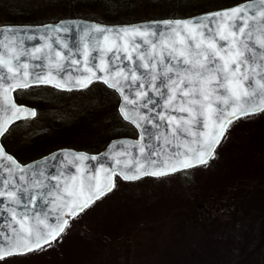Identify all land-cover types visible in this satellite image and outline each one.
Instances as JSON below:
<instances>
[{
    "label": "snow or ice",
    "instance_id": "6c2138e0",
    "mask_svg": "<svg viewBox=\"0 0 264 264\" xmlns=\"http://www.w3.org/2000/svg\"><path fill=\"white\" fill-rule=\"evenodd\" d=\"M154 24L155 27L84 26L81 34L89 40H95L96 43L94 45L84 43L83 67L89 75L78 77L75 85L62 82V76L58 80L57 74L51 71L52 67L58 69L65 67L60 63L65 57L60 51L53 49L52 45H46L49 52L43 55H38L41 53L40 48H34L31 53L32 59L49 60L50 70L45 75L43 72L30 73L29 64L20 62L19 57L25 53L17 50L14 39L8 44L0 40V48L7 50V54L0 52V137L4 136L9 126L17 120H26L37 115L35 109L17 105L12 98V92L16 89L29 88L34 83H44L71 90L76 86L86 88L93 80H102L108 88L115 89L123 96L124 102L118 109L123 118L142 129L139 150L143 156L142 160L134 156L128 160H121L119 155L124 153H119L114 157L115 163L123 167L113 168L109 165L106 169L101 163L98 172L93 169L94 174L87 175L76 161L83 162L89 157L83 153L69 156L65 152L63 159H68L71 166L76 167L79 176L67 170L60 171L52 176L57 183L49 187L38 175L35 176L33 183V180L27 177L26 167L20 166L0 145V175L4 170L9 173V176L0 182V197H8L9 205L5 210L11 211L12 219L19 225V228L12 229L11 235L0 230V262L41 249L46 244L50 245L51 241L56 240L68 226L69 222L65 216L79 215L85 208L111 191L115 186L112 180L114 176L120 175L124 180H138L142 176H167L181 169L206 165L234 120L264 113V0H245V3L233 8L207 13L203 17L187 21H161ZM160 24L165 27L160 28ZM46 27L56 33L71 32L64 22H61V25ZM9 32L13 33L14 30L10 29ZM93 32L97 35L90 36ZM101 36L104 44L100 43ZM137 36L143 38L142 42L135 39ZM59 43L67 47L63 40ZM144 44L151 46V52L143 48ZM90 47L93 52L98 50L95 58H90ZM121 51L126 53V56L122 57ZM52 52H55V60ZM133 52H136L135 57L132 55ZM181 57L182 59H179ZM95 59H99V66L95 64ZM124 59L132 61L133 67L123 65ZM116 61L122 66L118 68ZM137 61L142 62L143 68L148 71L140 72ZM72 63L79 64L80 61L73 59ZM21 67L24 69L23 72L20 71ZM97 67L104 73L103 76L95 71ZM3 69H7L9 75L5 76ZM170 73L175 75H169ZM30 76L34 79L30 80ZM129 79L132 84L121 83V80L127 82ZM137 81L140 83L137 84ZM126 87L129 89L128 93L124 91ZM164 87L171 93L170 95L165 92L159 93L163 98L164 108H171L172 112L187 113V116L178 117L166 114L165 111L157 113L161 121L167 120L171 126L172 137L183 143L170 155L162 158V161H156L150 159L153 152L143 155L144 139L145 137L150 139L154 133L142 126L141 121L152 123V119L138 108L147 107L148 103L158 106L159 101L147 96V89L159 91ZM133 91L136 97L143 100L139 105L136 98L131 95ZM153 127L159 125L153 124ZM165 142H171L167 132ZM113 147L110 146V149ZM45 159L57 161V167L59 163H63L58 154ZM91 159L96 160L97 157ZM5 161L10 163L6 164ZM14 168L23 174L19 180L32 184L34 188L48 189L46 192L30 195L27 203H31L33 209H37L40 207L38 202L40 197L44 205H52L51 211L41 209L40 212H33L32 216L26 214L28 209L25 198L19 193L27 189H23L15 179ZM49 196L54 198L49 200L47 199ZM12 204L24 206L20 216L17 215V209L11 207ZM0 205H3V201H0ZM52 212H56L54 220H50Z\"/></svg>",
    "mask_w": 264,
    "mask_h": 264
},
{
    "label": "rangeland",
    "instance_id": "374dc122",
    "mask_svg": "<svg viewBox=\"0 0 264 264\" xmlns=\"http://www.w3.org/2000/svg\"><path fill=\"white\" fill-rule=\"evenodd\" d=\"M0 1L11 3V12L0 10V24L43 23L86 13L106 16L102 6L80 9V0H73V15L63 3L35 0L39 3L26 9L34 21L10 22L5 18L21 15L15 13L20 0ZM199 1L203 7L214 3L200 9ZM228 1L131 0L126 10H114L111 20H93L129 23L171 14L183 17L227 6ZM17 96L38 111L36 118L13 125L2 138L21 162L64 146L98 152L128 130L118 115L115 92L99 85L68 93L41 85ZM99 125L104 128L94 130ZM261 235L264 113L232 122L206 165L132 183L118 180L112 193L75 217L50 245L0 264H231L236 241L243 250L253 236Z\"/></svg>",
    "mask_w": 264,
    "mask_h": 264
},
{
    "label": "water",
    "instance_id": "95a60500",
    "mask_svg": "<svg viewBox=\"0 0 264 264\" xmlns=\"http://www.w3.org/2000/svg\"><path fill=\"white\" fill-rule=\"evenodd\" d=\"M243 3H245V1L241 2L239 4H236V5H233V6L214 9V10L206 11L203 13H199V14H196V15H193L190 17H186V18H181V19H170V18H168V19H155V20H148V21H142V22H137V23H128V24H102L99 22L86 20V19H82V18H64V19H60L59 21H56V22H47V23H43V24H6V25H0V40H2L5 44H8L10 42V40L14 39L15 47L17 48V50H19L22 53H25L19 57L20 62L21 63L27 62L29 64L28 71L30 73L31 72H37V73L43 72L45 75L50 70L49 60L46 58L42 59V60L32 59L31 53H32L34 48H40L41 53H38V55H43L44 53L49 52V48L46 47V45H48V44L52 45L53 49L60 51L62 53V55L65 57V59L60 61V63L65 65V67L63 69H58V68L52 67L51 71L54 74H57L58 80L62 76L63 77L62 82L66 83L68 85H75L76 79L78 77L89 75V73L86 72L84 70V67H83V65H84V43L88 42V43H90V45H94L96 43L95 40H89L87 37H84L81 34V29L84 26L99 25V26H105V27H109V28H120V27H125V26L152 25L153 27H155L154 22L177 21V20L187 21V20H190L193 18L203 17L207 13H214V12L220 11L222 9H230V8H233L234 6H237V5H240ZM61 22H64L71 29L70 33H65V32L56 33L55 31H51L49 29V27H46V26H53V25H61ZM159 27L164 28L165 25L160 24ZM10 29L14 30V32L10 33L9 32ZM96 35L97 34L94 32L90 34V36H96ZM135 39L138 41H141V42L143 40V38H141L139 36H137ZM60 40H63L64 43L67 44V47L62 46L59 43ZM100 43L104 44L102 36L100 37ZM221 43H223V42H221ZM143 48H146V49H148L149 52H151V46L150 45L144 44ZM0 52H4L5 54H7V50L4 48H0ZM97 55H98V50L96 52H93V51H91V47H90V58H95ZM120 55L122 57H124V56H126V53L121 51ZM132 55H133V57H135L136 52H133ZM165 56H167L166 52H165ZM52 57L55 60V52H52ZM73 59H78L80 61V63L79 64H73L72 63ZM179 59H182V57ZM115 63H116L118 68L122 66L119 61H116ZM172 63H175V61H172ZM95 64L97 66H99V64H100L99 59H95ZM137 64L139 65V71L140 72L148 71L147 69L143 68L142 62L137 61ZM123 65H127L128 68H132L133 62L128 60V59H124ZM33 66H36V67H33ZM77 69H79V71H76ZM20 71L23 72L24 69L21 67ZM95 71L100 76L104 75V73L99 70V67H97L95 69ZM3 74L5 76L9 75V73L7 72V69H3ZM169 75H175V74L170 73ZM161 78H163V73H161ZM29 79L30 80L34 79V77L30 76ZM148 79L151 80V77H149ZM94 81H99V82L103 83L102 80H93V82ZM159 82H160V80L158 79L157 83H159ZM9 83H10V81H9ZM121 83L122 84H124V83L132 84V81L130 79L127 82L121 80ZM136 83L138 84V83H140V81H137ZM40 84H44V83H39V84L34 83V84H31V86L40 85ZM46 85L54 87L52 84H46ZM105 86L107 87V85H105ZM54 88H56V87H54ZM56 89L63 90V91H69L67 88H56ZM75 89H82V88H80L78 86L71 88V90H75ZM113 90L115 91V89H113ZM124 91H125V93H128L129 89L126 87L124 89ZM139 91H145V89H139ZM160 92H165V93H168L169 95L171 94L168 92L167 87L160 88L159 91L152 89V88H148L147 89V96H150L153 100L159 101V105L156 106L152 103H148L147 107L138 108V110L140 112L146 113L147 116L152 119V123H147L146 121H141L142 126L151 129L152 133H154V135H152L150 139L148 137H145V139H144L145 153L143 155L146 156L149 152H153L154 154L151 155L150 159L156 160V161H162V158L170 155L177 148V146L179 144L183 143V141H178L174 137H172L171 126L168 125L167 120L161 121L159 116L157 115V113L161 112V111H165L166 114L175 115L178 117L187 116V113H182L179 111L172 112L171 108L165 109L164 103H163V98L159 95ZM116 93H117L118 98H119L118 105H117V110H118L120 105L124 102V100H123V96H121L119 92H116ZM131 95H132V97L136 98L137 105H139L140 103L143 102V100H141L140 97H136V94L134 91L131 93ZM12 98H13V92H12ZM146 99H147V97L144 98V100H146ZM17 105H20V104H17ZM22 106H24L27 109H34V108H31V107H28L25 105H22ZM128 107H133V105H128ZM118 113H119L120 117L125 122L129 123L130 125H132L134 127V129L136 130V133H137L136 137L132 138V137L122 136V137L113 138L106 144V146L102 150H100L96 153H89L86 151L74 150L71 148H59V149H56L54 151H51V152L41 156V157L33 159L29 162L20 163L11 154L7 153L4 148L3 149H4L5 153L10 155L11 157H13L20 166L26 167L27 177L29 179H32L33 183H35V179H34L35 176L38 175L40 180L43 181L45 184H48L49 187H51L52 185H55L57 183V180L53 179L52 176L58 174L60 171L67 170V171L71 172L72 174L79 176V173H77V171H76V167L71 166L68 159H63L65 156V152H67V154L69 156H71V154H74V153H83L89 157V159H87L83 162L76 161V164L79 165L81 168H83L87 175L94 174L93 169H95L98 172L101 163H103V166L106 169L109 167V165H111L113 168L123 167V165L118 166L115 163L114 157H116L119 153H124L122 155H119V159H121V160H128L133 156L136 158H139L141 160L143 159V156L139 150V145L141 143L142 129L137 128L135 124H132L129 121L125 120L119 111H118ZM30 118H32V117H30ZM17 121H19V120H17ZM153 124H157V125H159V127H153ZM165 132L168 133V139L171 141L170 143L165 142ZM189 139H190V137H189ZM0 140H1V137H0ZM133 144H135L137 146L132 147ZM0 145H1V142H0ZM110 146H114V147L112 149H110ZM110 152H111V154H109ZM53 154H58L63 159V163H59L58 167H57V164H58L57 161H54L52 159H48V160L45 159V158H51ZM91 157H97V159L92 160ZM5 163L9 164L10 162L5 161ZM146 166H147V164H146ZM197 166H199V165H197ZM188 169H190V168H188ZM183 170H186V169H181L180 171H183ZM13 172H14L15 179L17 181H19V184L22 186V188L27 189V190H23L21 193H19L20 195H22L25 198V203H26V206L28 209L26 214L29 216H32L33 212H40L41 209H43L44 211H51L52 205L51 204L44 205L42 203V198H40V197H38V202L40 204V207L37 209H33L32 204L27 203V198L30 195H32L33 193L41 192V191L46 192L48 189L34 188L32 184H28V183H26V181L19 180V177L21 175H23L22 173H20L15 168L13 169ZM172 173H176V172H172ZM172 173H170V174H172ZM8 176H9V173L7 172V170H4L2 175H0V182H2L4 180V178L8 177ZM116 176H118L123 181H128V182L137 181V180H124L120 175H116ZM116 176H114L112 178L113 182H115ZM143 177H147V176H142L141 178H143ZM149 177H154V176H149ZM62 186L63 185H61V187ZM109 192H107V193H109ZM53 198H54L53 196L47 197V199H49V200H51ZM0 201H3V205H0V230H2L3 233H5L7 235H11L12 229L13 228H19V225L12 219L11 211L5 210V208L9 205L8 197H6V196L0 197ZM11 207H14L17 209V215L18 216H20L21 213L24 211L23 205L12 204ZM55 216H56V212H52L50 220H54ZM72 218L73 217H71V216H65V219H67L68 221H70ZM41 227H43V226L41 225Z\"/></svg>",
    "mask_w": 264,
    "mask_h": 264
},
{
    "label": "trees",
    "instance_id": "16d2710c",
    "mask_svg": "<svg viewBox=\"0 0 264 264\" xmlns=\"http://www.w3.org/2000/svg\"><path fill=\"white\" fill-rule=\"evenodd\" d=\"M189 1H191V0H189ZM207 1H210V0H207ZM211 1H213V0H211ZM241 1H244V0H234V1L229 0L226 3L229 4L227 6H230V5L239 3ZM32 2L39 3V1L37 2L35 0H30V1L29 0H20V3L18 4L19 5L18 10H16V12H15V13H20L21 14L20 17H19V15H16V14H15L16 17H14V15L11 14L9 17L5 18V21L14 22L18 19L23 20V21H31V20L34 21V19L30 18V17H34V15L31 14L30 11H26L27 8H31ZM130 2H131V0H80V4H81L80 9H83L82 6H102L103 8L106 9L105 10L106 16H109V19L111 20V18H112L111 13L114 12V10H126L128 8V4ZM49 3L53 4V5L63 3V5H65L68 8V10H66V11H68V15H73L72 13L77 12V10H75V8H74V1L73 0H54V1H51ZM197 3L202 5V7H200V9H207L209 7H212V5L209 6V4L214 3V2L207 3L206 6L204 5V7H203V4H204L203 1H199ZM215 3H217L215 5H220V6L222 5V4H218V2H215ZM10 4L11 3L7 2V1H0V10L11 12L10 11V7H11ZM222 7H224V6H222ZM19 10H22V11H19ZM209 10H211V9H209ZM199 11L203 12L202 10H199ZM204 11H207V10H204ZM82 16L85 18H89V19L95 18V19L107 20V17L104 15H103V18H97V17H95L91 14H87V13L83 14ZM178 17H180V16H178L176 14L170 15V18H178ZM183 17H185V16H183ZM126 127H128V130H126L125 131L126 133L122 134V135L134 137L136 135L135 130L128 124ZM103 128L104 127L102 125H99V126H95L94 130H100ZM262 235L259 237L253 236L250 240V245L244 247V249L246 248L245 251L251 250L253 253H246L244 251V249L242 250V246L240 245L239 240L236 241L234 247L231 248V250L233 251V254L231 257V261H232L231 264H264V237H262Z\"/></svg>",
    "mask_w": 264,
    "mask_h": 264
},
{
    "label": "flooded vegetation",
    "instance_id": "af4514ba",
    "mask_svg": "<svg viewBox=\"0 0 264 264\" xmlns=\"http://www.w3.org/2000/svg\"><path fill=\"white\" fill-rule=\"evenodd\" d=\"M37 115H38V111H37Z\"/></svg>",
    "mask_w": 264,
    "mask_h": 264
}]
</instances>
